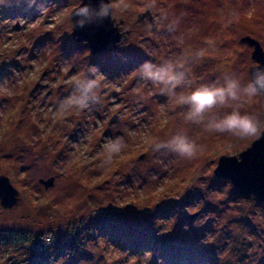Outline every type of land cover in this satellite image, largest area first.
Here are the masks:
<instances>
[{
    "label": "rangeland",
    "instance_id": "1",
    "mask_svg": "<svg viewBox=\"0 0 264 264\" xmlns=\"http://www.w3.org/2000/svg\"><path fill=\"white\" fill-rule=\"evenodd\" d=\"M81 1L0 0V176L18 190L11 208L0 198V264H264V202L215 174L260 135L209 132L175 99L225 72L251 78L241 38L264 48V0H111L125 35L97 54L72 35ZM148 11L154 23L139 19ZM167 60L193 83L171 93L150 80L145 62ZM85 76L100 81L96 98L61 106ZM244 107L264 123V94ZM178 131L197 142L195 159L153 150ZM113 138L124 145L108 160ZM20 232L67 245L6 237Z\"/></svg>",
    "mask_w": 264,
    "mask_h": 264
},
{
    "label": "clouds",
    "instance_id": "2",
    "mask_svg": "<svg viewBox=\"0 0 264 264\" xmlns=\"http://www.w3.org/2000/svg\"><path fill=\"white\" fill-rule=\"evenodd\" d=\"M111 5L107 0H101L99 13L102 16L109 14ZM90 6L85 5L79 12L87 14ZM145 66L151 70L147 76L154 83L159 81L167 85L171 93L175 92L176 86L184 84L190 86V71L185 63L167 60L159 66H153L145 62ZM78 93L67 101H62L61 106L68 104L80 109L86 108L96 98V92L100 87L98 79L87 76L78 80L75 84ZM264 94V65L254 67V75L242 81L235 72H225L216 81L202 83L198 87L191 88L185 95L176 96L175 99L181 104L188 105V111L184 113L185 121L201 124L215 134H230L238 138L257 137L264 134V123L252 112L245 109L244 105L254 98ZM226 109L222 114L213 112L216 106ZM124 142L119 138H113L107 142L104 150L108 153L107 159L111 160L119 153ZM154 151L167 150L178 157L191 161L200 151L195 140L182 131H178L166 140H158L153 144Z\"/></svg>",
    "mask_w": 264,
    "mask_h": 264
},
{
    "label": "water",
    "instance_id": "3",
    "mask_svg": "<svg viewBox=\"0 0 264 264\" xmlns=\"http://www.w3.org/2000/svg\"><path fill=\"white\" fill-rule=\"evenodd\" d=\"M111 5V0H107ZM101 0H82L71 12L73 22L72 35L80 42H85L92 54L102 51H115L119 49L124 31L112 16V6L107 16L99 13ZM90 6L87 14L79 12L83 6ZM148 16L153 22L151 12H145L139 19L144 20ZM154 23V22H153ZM241 42L253 47L252 57L258 63L250 67L251 76L254 75V67L264 65V48L261 42L246 35ZM215 174L228 178L234 189L244 196H255L264 202V134L255 139L251 146L243 150L239 155L223 154L218 161ZM53 183V178L48 182ZM18 190L11 184L9 177L0 176V198L2 204L11 208L17 203Z\"/></svg>",
    "mask_w": 264,
    "mask_h": 264
},
{
    "label": "trees",
    "instance_id": "4",
    "mask_svg": "<svg viewBox=\"0 0 264 264\" xmlns=\"http://www.w3.org/2000/svg\"><path fill=\"white\" fill-rule=\"evenodd\" d=\"M9 235H11V236H13V239L14 240H24V242L26 241V242H29V245H30V243L32 242V243H34V242H36V240H38L39 238L38 237H35V236H27L26 235V233L24 234L23 232H20V234H15V235H13V234H8L6 237L7 238H9L10 239V236ZM68 235V234H67ZM61 237V238H60ZM67 236H61V235H59L57 232L56 233H52V236H50V238H51V243H50V246H49V248L50 249H52V248H54V247H56L57 249H61V248H66V243L65 244H62V242L64 241L63 239H65ZM69 241V240H68ZM28 245V246H29ZM58 245V246H57ZM29 248V247H28ZM52 251V250H51ZM33 254H34V252H33V250L31 249H29V252H28V259H32V256H33ZM54 255L52 254H50V256H48V258L46 257V262L45 263H47V262H51V259H52V257H53ZM33 258H34V256H33ZM35 259L36 260H38L37 259V257H35ZM45 263H43V264H45ZM37 264H41V263H39V261H37Z\"/></svg>",
    "mask_w": 264,
    "mask_h": 264
},
{
    "label": "built area",
    "instance_id": "5",
    "mask_svg": "<svg viewBox=\"0 0 264 264\" xmlns=\"http://www.w3.org/2000/svg\"><path fill=\"white\" fill-rule=\"evenodd\" d=\"M46 240H47L46 242H43V241H41V239H39V241H40L41 244L46 245V243H47V245H48V244L51 243V238L50 237H48V239H46Z\"/></svg>",
    "mask_w": 264,
    "mask_h": 264
}]
</instances>
